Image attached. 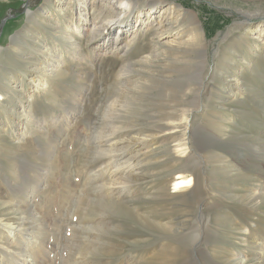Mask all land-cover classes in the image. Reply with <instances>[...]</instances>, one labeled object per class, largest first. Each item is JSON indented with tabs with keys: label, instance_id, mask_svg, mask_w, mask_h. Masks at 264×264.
<instances>
[{
	"label": "rangeland",
	"instance_id": "1",
	"mask_svg": "<svg viewBox=\"0 0 264 264\" xmlns=\"http://www.w3.org/2000/svg\"><path fill=\"white\" fill-rule=\"evenodd\" d=\"M44 1L0 0V85L6 88L7 95L9 86L5 81L10 76L22 80L25 90L29 89L30 79L26 73L29 68L23 63V59H19L16 49L25 47L28 41L25 36L32 27L27 20L28 12H37ZM133 1L142 5L145 0ZM165 1L170 2L172 8L180 5L185 11L195 14L202 24L203 32V28H207V34L199 31L207 44L206 59L201 57L199 66L192 61L193 63H183L180 69L175 64L166 66L164 63L152 67L150 72L138 68L134 63V54L139 49L138 44H143L140 39L139 43L135 42L131 46V53L129 52L125 61L115 58L114 60H118L114 64L112 62V66L105 65L102 68L97 61L92 64L90 61L81 63L79 59L84 56L83 52L78 60L75 58L77 61L69 59L73 49L70 48L69 39L64 36L60 38L58 31L55 32L48 26L41 29L43 38L57 43L59 49L63 50V55L69 59L68 68L50 78V88L39 91L38 95L34 94L33 101H30V113L34 118L31 124H23L29 129L26 136L20 138L21 142L13 136L12 125L8 127V132L12 135L0 131V217L15 224H19V218H24L25 228L39 229V232L38 229L34 232L37 240L45 239L46 249L48 247L52 252L46 250L43 253L45 259L40 254L39 257L44 262L40 259L38 264H75V259H83L85 264H145L148 259H152L151 264H212V261L215 264H234L230 263L234 255L240 262L235 264L256 263L251 237L258 236L257 241L264 243V189L257 209L252 208L250 202L258 201L256 198H259L261 185L264 184V46H259L263 51H257L255 48L259 43L254 44L244 39L239 28L245 17L251 19L254 27L264 25V2ZM90 48L91 46L87 47L88 51ZM126 61L130 62V68L125 74L130 78L129 85L132 84L133 87L134 83L144 82L149 85H146L145 90H132L130 95L125 96L124 103L119 104L125 108H120L121 113L117 114L119 116L115 121L117 131L113 130L112 133L103 123V118L107 106L117 96L114 95L116 91L111 89L115 73ZM244 61L250 65H243ZM241 67L243 71L240 87L234 88L235 94L230 96L225 85L234 83ZM192 68L195 69L194 72ZM176 70L181 74L174 76ZM95 75L99 78L102 75L103 79L95 80L89 95L84 97L83 107L85 106L86 111L76 110V102L90 86ZM200 77L203 83L198 86ZM189 83L195 84V108H198L190 115L191 126L186 130L189 142L187 147L192 151L194 159L189 160L190 162L187 158L172 162L171 158L174 156L168 153V149L180 138L179 135L166 140L162 146H150L148 155L142 153L143 156L140 154L133 159V173L138 175L130 185L136 198L128 197V200L120 202L123 204L118 208L111 202L100 205L86 202L77 207L75 203L80 198L79 186L86 182L97 166L107 160L93 154L92 143L96 141L97 135L106 133L104 136L109 137L124 130H133V133L143 131L147 134L153 132L152 118L169 109L170 112L181 109V93ZM24 95V91L18 93L15 89L5 106L12 107L8 104L12 101L24 102ZM190 99L191 96L187 101ZM3 110L0 109V125L7 119ZM63 118H73L74 129L69 128L67 132L63 130ZM56 119L62 120L57 123V128L54 123L52 125ZM179 134L181 135L180 132ZM212 135L217 139L212 140ZM248 145H258L261 151L248 154ZM134 153L132 151L128 156H133ZM201 159L203 163L200 162ZM191 164L200 166L193 167V170L190 169ZM240 165H245V168L239 171ZM232 167H237L235 170L238 172ZM196 173L198 174L195 175ZM40 175L45 179H42V184L39 181ZM176 175L192 178L190 191L175 194L171 192L170 184ZM33 187L41 189L40 198L34 199L31 205L33 207H29L28 192ZM162 187L166 192L161 191ZM41 200H44L45 207H40ZM5 202L8 203L6 207L3 206ZM82 209L91 210L90 217H96V221L93 218L84 219ZM23 210L27 211V217H19ZM36 211L44 218L47 226L31 224L28 218ZM97 217H102L103 221L97 223ZM88 223L96 229L109 224L112 227L110 231L113 230V233H109L108 228L101 229L97 237L99 235L98 238L103 240L104 247L91 253V248L83 245L78 232L82 226H89ZM77 225L78 231L75 230ZM43 226L49 228L48 233L44 232ZM176 227L179 229L176 232L171 230ZM72 228L78 234L70 232ZM42 232L45 234L44 238ZM95 234L93 231L92 238ZM17 239L20 243V238ZM193 245L197 250L195 253L190 250ZM1 248L0 244V255L8 258L14 257L12 255L15 250L20 251L17 245H12L8 248L12 254L9 255L7 250ZM164 250L167 257L163 254ZM244 256H247L246 259ZM259 264H264V261Z\"/></svg>",
	"mask_w": 264,
	"mask_h": 264
},
{
	"label": "bare ground",
	"instance_id": "2",
	"mask_svg": "<svg viewBox=\"0 0 264 264\" xmlns=\"http://www.w3.org/2000/svg\"><path fill=\"white\" fill-rule=\"evenodd\" d=\"M247 1L249 3L256 1L264 2V0H247ZM169 3L170 2L165 0H145L142 2V5L139 2L133 0H45L42 7L38 9L37 12H30V13L28 12L27 20L28 23L32 26L31 31L28 32L27 36H25L28 41L27 43H25V47H20L16 50L19 59L21 60L23 59L22 60L23 63H25V66L29 68V71H27L26 73L28 75V78L30 79V85H29V89L25 90L24 88L25 85H23L22 80L20 81L19 79L10 76L5 81L7 83L6 85L9 86L8 95L5 92L6 88L3 87V85H0V109L2 108L4 109L2 113H4L5 119L7 118L6 122L5 123L3 122L4 124L2 123L3 125H0V131L2 130L3 134L6 135L10 134L8 132L9 131L8 127L9 125L10 126L12 125L11 127H14L13 136L17 138L18 141L21 142V139L26 136V133L29 129L26 127L27 124H31L32 119L34 118L30 113L31 112L30 101L33 99L34 94L36 93L35 95H38L37 93L39 91H45L46 89L50 88L49 85L50 78L58 76L59 73L62 71H66V69L68 68L67 66L68 60L69 59L75 60V58L78 60V57L82 52L84 56H82L81 58L79 57L80 58L79 61H81V63L90 61V63L92 64L93 61H97V63L101 67L102 66L104 67L105 65H107L108 67V66H112V62L114 64V61H117L118 59L120 61L121 60L125 61L127 55L129 54L132 48L131 46L134 45L135 42L139 43V41L143 40L142 41L143 44L142 43L138 44L139 49L134 54L136 56L135 57L136 62L134 61V63L138 65V68L145 69L147 72H150L152 67L162 65V63H164V65L166 66L170 64H175L176 67L180 69V65H183V63H190L192 61H195V65L199 66V64L201 63L200 58L202 57L203 59H206V55H207L206 41H204V38L202 40L201 35H199V31L202 30V24L200 23L199 18L195 14L189 11H185L184 9H182V6L180 5H176L175 8H172L170 7ZM200 19L202 20L201 17ZM240 24L241 27L238 28L239 30L242 31L243 38L250 40L254 44L259 43L255 49L263 51V49H260L259 46L260 45L264 46V25L260 26L259 28L254 27L253 24L251 23V19L248 17H245L244 22ZM47 26L50 27L52 30H55V32L58 31V33L60 34L59 35L60 38L64 36L69 39L68 42L70 43L71 46L70 48H73L68 57L69 59L65 58V56L63 55L64 52H62L63 50L61 51L59 49L57 43L56 44L51 43V41H49L48 39L43 38L41 29H43L42 27H47ZM203 29L205 34H207V28L204 27ZM88 46H91L89 51L87 49ZM250 50H254V49H250ZM86 51H88V55L86 54ZM1 55H2V51H0V57H2ZM238 55L239 54H236V56ZM115 58L118 59L114 60ZM126 62L127 63L123 62L125 64L124 65L121 64L122 65V67H120L121 69L115 73L116 78H114L113 83L111 84V89L113 88V91L114 90L116 91L114 95L117 94V96L107 106L103 118V123L105 124V126L109 127L108 131L110 132L117 129L115 127V121L118 119L117 116H119L117 114L120 112L121 109L125 108V107L123 108V106L119 104L124 103L123 99L125 98V96L130 95V91L132 90L133 91L138 89L145 90L146 85L147 86L149 85L146 82L142 84L134 83V86L131 87L132 84L129 85L130 78H128L129 76L127 77L125 75L127 74L126 70L130 68L129 65L130 62L129 61ZM243 65L248 66L250 65V63L244 61ZM194 70L192 68V72H194ZM177 71L178 70L175 71L174 76L181 74L180 72ZM242 71H243V67H241V69L237 72V79L234 80V83L225 85V89L227 90V93L230 94V96L232 94H235L234 88L240 87L239 83L241 81L240 77L242 75ZM100 78L103 79V76L101 75ZM100 78L99 76L95 75L94 80L90 83V86L86 90H84L85 93L84 91L81 93L79 100L76 102V110L81 112L86 111L85 106L83 107L84 97L89 95V92L92 90L94 81ZM202 83H203L202 78L200 77V81L197 82V85L201 86ZM186 86L187 87L185 91L181 93V97H180L182 98L181 103L183 104L181 109L178 108L176 111L174 110L173 112H170L169 109L165 113L155 115L152 118L153 132L147 134L143 131L142 132L136 131L137 133H133L132 132L133 130L131 131L124 130L119 132L117 135L112 134L113 133L112 132L111 134L115 135L114 138H112V135L109 137L104 136L106 133L104 135H100V134L97 135L98 137L95 139L96 141L92 143V146L94 147L93 154L96 156L100 155V157H104L107 160L104 163H102L101 166L100 165L97 166V168L94 169L93 172H91L88 179H86V182H84L82 186L77 185L79 186L78 193L80 197L78 200L76 199L75 205L77 207L78 206L81 207L82 205L86 204V202H88L89 204L99 203V205L102 203L111 202L114 203V205L118 208L120 207L119 205L123 204V203L121 204L120 202L126 201V199L130 196L134 198L135 193L134 191H132L131 189L132 187L130 184L134 179H137L138 174L133 173L135 172L134 171L135 165L133 159L142 153L148 155V152L150 151L149 150L150 146L152 147L153 145H157V144L162 146L164 145L163 143H165L166 140L179 135L180 138L179 139L177 138L178 142L176 141V143H174L170 147V149H168V153L174 156L171 158L172 162H178L184 158H187L188 159L187 161L190 162L189 160H191L192 158L194 159V157L191 155L193 154L192 151H190L189 147H187L189 142L187 141L188 136L186 130L190 125V115H192L195 109L198 108H195V84L189 83ZM15 89L16 92L18 90V93L19 92L23 93L24 91L25 99L22 98L24 99V102L12 101L8 103L12 105V107L8 108L6 107L7 105L5 106V103L8 100V97L14 93ZM189 96H191L192 99L187 101ZM120 98H122V100H120ZM13 99L15 100L16 96ZM60 121L62 120L56 119L52 122V125L54 123V127H56L57 123H59ZM63 121H64L63 130H65L66 132L69 128L75 127L72 124L73 118H63ZM23 124L26 126H24ZM179 132L181 133V135L179 134ZM213 139H217V138L214 135H212V140ZM172 142L174 141L172 140ZM259 148L260 146L258 145L257 146L248 145V149L246 150L249 152L248 154H253L257 150L261 151V149L259 150ZM132 151L135 152L134 155L128 156L129 153ZM245 161L246 160H244V162ZM200 162L203 163L202 159ZM229 162L231 161L229 160ZM242 164L243 163H241V165ZM241 165L239 166L240 167L239 171L243 170V167L245 166L243 165L242 167ZM198 166L200 165L196 164L194 166L193 164H191L190 169H192L193 167L198 168ZM233 168L234 167H232V169ZM235 172L238 171L235 170ZM197 174L198 173H196L195 175ZM40 176L41 177L39 178V181H41L42 184L43 183L42 179L44 178H42V175ZM192 185H193V180L191 177L182 178V176L176 175V178H173V180L171 181L170 188L172 187L171 192L175 194L179 192L190 191ZM261 187L260 188L262 191H260L258 195L259 198H256V200L258 201L250 202L252 204V208H256L259 200L262 198L261 194H263L264 184L263 186L261 185ZM40 190L41 189H37V187H33L28 192L29 207H33L31 205H33L34 199L36 198L38 199L39 194L41 192ZM161 191L166 192L165 190H163V187L161 188ZM39 203H40V207L43 205V203L45 204L44 200H41V202ZM7 204L8 203L5 202L3 206L6 207ZM196 206L198 205L196 204ZM28 208L25 209L28 210ZM89 209H82L83 210V212H81L82 217L84 219L85 217L86 219L93 218V221H96L95 219L96 217H90L92 213L90 212L91 210L89 211ZM135 209L136 208H134V210ZM10 210L12 213H14L13 209ZM36 212L37 213H35L34 215L33 214L30 215L31 217L29 216L28 218L29 221L31 222L32 225L35 226L37 224H44L45 223L44 218L40 216L38 211ZM76 214L78 213L76 212ZM20 216L27 217V211L23 210L21 215H19V217ZM25 220L26 219L24 218H19L18 219L19 224H15V223H11V221L7 222L9 220H7L6 218L3 219V216L0 217V230H1L0 244L2 245L1 249L7 250L9 255L11 254V251L8 248L11 247L12 245H17V247H19L20 250V251L15 250L16 252L13 253V255L11 254L12 256H14L12 258H8L7 256L0 255V264H38L40 259L41 261L42 258L45 259L43 253H45L46 250L51 251V249H49L48 247L46 249L45 239L40 240L39 238L37 240L38 237L36 238L34 232L38 229L37 228L38 226L36 227L37 228L36 230H34L35 229L34 226H33L34 228L32 229L25 228L26 226L24 225ZM97 221H98L97 223L102 222L103 218L97 217ZM97 223L95 225H98ZM159 223L161 222H158V224ZM44 225L47 226V224ZM91 225L89 224V226L87 225L84 227L82 226V228L80 229L81 231L77 230L78 225L75 229L79 232V235H81L83 239L82 240L83 245L88 248H91L89 253L95 252L96 250H101L104 247L103 240H100V238H98L101 233V229L108 228V231H110V228H112L109 224H106V226L100 227L99 229L91 227ZM45 226H43L44 232L47 231L48 233L49 228L46 229ZM171 230L172 231L174 230V232H176L179 229L176 227L173 229L171 228ZM37 231L39 232V229ZM77 231L75 232L74 228L70 230V232L73 233L75 232L76 234H78ZM93 231L96 232V234L95 237L92 238L91 235ZM245 232L247 233V230H245ZM109 233H113V230H111ZM97 234H99L98 237ZM44 235L45 234H43L42 232L43 238ZM72 237L74 236H71V238ZM17 238H20V243L17 242L18 240ZM256 238L251 237L253 241L251 245L253 251L256 252L255 257H253L256 259L255 264L257 263L259 264L264 261V243L261 241L260 242L257 241L259 239L258 236ZM53 243L51 247L53 246ZM194 245L190 250H192V252L194 251L195 253L196 249ZM40 254L43 255L44 257L40 258L41 257ZM163 254L167 257L166 250L163 251ZM201 255H203V253ZM246 257L247 256H244V259H246ZM47 258H49V255ZM231 259L232 261H230V263H234V264L240 263L239 260L235 258V255L232 256ZM73 261L75 262V264H85V260L83 259L79 261L75 259ZM151 262L152 259H148L145 262V264H151ZM212 262L214 263V261Z\"/></svg>",
	"mask_w": 264,
	"mask_h": 264
}]
</instances>
